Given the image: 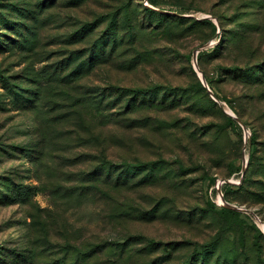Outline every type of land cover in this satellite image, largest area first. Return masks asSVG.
I'll return each instance as SVG.
<instances>
[{"label": "rangeland", "instance_id": "rangeland-1", "mask_svg": "<svg viewBox=\"0 0 264 264\" xmlns=\"http://www.w3.org/2000/svg\"><path fill=\"white\" fill-rule=\"evenodd\" d=\"M153 1L0 0V264H264V0Z\"/></svg>", "mask_w": 264, "mask_h": 264}, {"label": "water", "instance_id": "water-1", "mask_svg": "<svg viewBox=\"0 0 264 264\" xmlns=\"http://www.w3.org/2000/svg\"><path fill=\"white\" fill-rule=\"evenodd\" d=\"M204 47V45H201V46H199L198 48H197V50L195 51V53H194V58L196 59L197 58V52L200 50V49H202ZM195 68H196V66H195ZM197 69V68H196ZM197 70H199V69H197ZM199 76H200V79H201V81H202V83L204 84V86H206L207 87V89H208V91L210 92V94L213 96V98H217L216 96H215V94H214V92H213V90L209 87V85H208V83H207V81H206V79H205V77H204V75H203V73L202 72H200L199 71ZM223 107V109L229 114V115H231L232 117H234L236 120H238L239 122H241V119L232 111V109H230V110H227L224 106H222ZM246 163H247V160H245V162L243 163V168H242V174H241V176L243 177V175H244V171H245V169H246ZM226 181H229V182H231L229 179H227ZM223 204H225V205H227V206H229V207H232V208H237L238 206H236V205H234V204H232V203H229V202H227V203H224L223 202ZM264 228V227H263Z\"/></svg>", "mask_w": 264, "mask_h": 264}, {"label": "trees", "instance_id": "trees-1", "mask_svg": "<svg viewBox=\"0 0 264 264\" xmlns=\"http://www.w3.org/2000/svg\"><path fill=\"white\" fill-rule=\"evenodd\" d=\"M150 2L154 4V1H153V0H150ZM144 10H145V12H147V13H158V11L154 10L153 8H151V7H149V6H144ZM0 16L2 17V16H4V15L1 13ZM205 21H207L208 23H210V25H211V27H212V30H213V33H215V32H216V26H215V24H214L210 19H205ZM198 85H199L200 87H202V89H204V88H203V85H202V83H201V81H199V80H198ZM134 91H135V90H134ZM133 93H134V92H133ZM235 112H236V111H235ZM235 114L240 116V114H238L237 112H236ZM229 119H230L233 123H236L235 119L232 118L231 116L229 117ZM256 139H257V138H256V133H252V134H251V137H250V144H251V145L255 144V143H256ZM222 210H224L225 212L230 213V214L235 213L234 210L229 209V208H226V207H222Z\"/></svg>", "mask_w": 264, "mask_h": 264}, {"label": "bare ground", "instance_id": "bare-ground-1", "mask_svg": "<svg viewBox=\"0 0 264 264\" xmlns=\"http://www.w3.org/2000/svg\"><path fill=\"white\" fill-rule=\"evenodd\" d=\"M227 110H230L229 108Z\"/></svg>", "mask_w": 264, "mask_h": 264}]
</instances>
